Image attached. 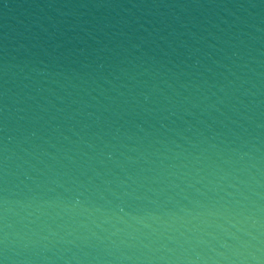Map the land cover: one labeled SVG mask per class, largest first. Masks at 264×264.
Masks as SVG:
<instances>
[{
  "label": "water",
  "instance_id": "water-1",
  "mask_svg": "<svg viewBox=\"0 0 264 264\" xmlns=\"http://www.w3.org/2000/svg\"><path fill=\"white\" fill-rule=\"evenodd\" d=\"M0 264H264V0H0Z\"/></svg>",
  "mask_w": 264,
  "mask_h": 264
}]
</instances>
